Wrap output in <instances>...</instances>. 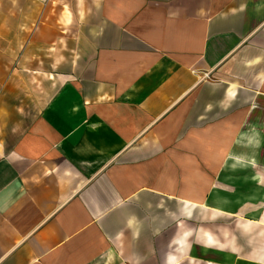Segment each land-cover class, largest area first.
<instances>
[{
    "label": "crops",
    "instance_id": "0c3cea01",
    "mask_svg": "<svg viewBox=\"0 0 264 264\" xmlns=\"http://www.w3.org/2000/svg\"><path fill=\"white\" fill-rule=\"evenodd\" d=\"M0 264H264V0H0Z\"/></svg>",
    "mask_w": 264,
    "mask_h": 264
},
{
    "label": "built area",
    "instance_id": "2783aa9c",
    "mask_svg": "<svg viewBox=\"0 0 264 264\" xmlns=\"http://www.w3.org/2000/svg\"><path fill=\"white\" fill-rule=\"evenodd\" d=\"M40 2H42V3H44V2H46L47 0H39Z\"/></svg>",
    "mask_w": 264,
    "mask_h": 264
}]
</instances>
